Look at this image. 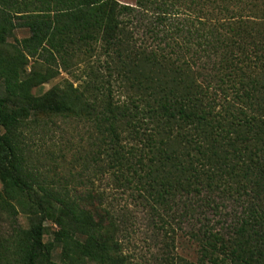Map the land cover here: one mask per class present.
Listing matches in <instances>:
<instances>
[{
  "label": "trees",
  "instance_id": "trees-1",
  "mask_svg": "<svg viewBox=\"0 0 264 264\" xmlns=\"http://www.w3.org/2000/svg\"><path fill=\"white\" fill-rule=\"evenodd\" d=\"M15 29L28 36L9 44ZM92 53L84 86L31 93ZM28 58L43 72L21 77ZM38 115L89 123L160 231L191 200L238 206L221 230L189 232L193 261L166 251L160 264H264V0H0V264H130L100 195L41 168Z\"/></svg>",
  "mask_w": 264,
  "mask_h": 264
},
{
  "label": "rangeland",
  "instance_id": "rangeland-1",
  "mask_svg": "<svg viewBox=\"0 0 264 264\" xmlns=\"http://www.w3.org/2000/svg\"><path fill=\"white\" fill-rule=\"evenodd\" d=\"M116 1L130 5L135 3V0ZM139 30L143 31L142 28ZM26 36H28L26 30L15 29L7 42L16 44ZM77 56L71 61V76L60 72L48 83L33 87L31 93L35 96L41 95L54 85H65V81L73 82L74 86L80 84L84 86L82 82L85 80V73L90 67L99 66V59L103 57L98 53L88 54L85 59ZM43 70L40 61L28 58L20 74L21 77H26L32 72ZM37 119L45 125L36 130L31 143L38 150L41 168L48 175V179L65 186L76 195L84 196L93 192L100 195L103 205L113 212L114 228L119 231L117 237L130 264H160V259L166 251L183 260L193 261L196 257V245L189 238V232L197 229L200 222H207L212 228L221 230V227L230 223L235 212L239 211L238 206L229 200H225L222 208L219 206L217 211L206 208L197 200H191L187 202V206L193 205L189 209L191 213H187L188 209L185 210L186 213H180L183 207H176L175 214L181 216L165 217L170 228L165 227V230L160 231L159 222L155 221L154 226V211L141 199L139 192L133 189V184H127L113 176L114 169L110 167L103 150L104 144L101 141L103 137L89 123L76 117L62 119L38 115ZM148 202L154 206V203ZM17 222L23 227L27 226V219L23 215H18ZM45 227L43 240L52 241V233L57 228L51 222H45ZM1 229H8L3 221H0V231ZM169 237L173 243L166 248ZM52 253L53 260L58 262L60 253L58 243L53 245Z\"/></svg>",
  "mask_w": 264,
  "mask_h": 264
}]
</instances>
